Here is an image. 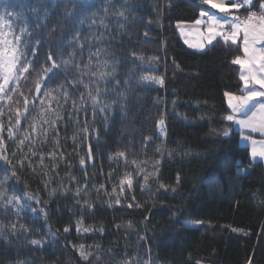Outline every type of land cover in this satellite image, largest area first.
Masks as SVG:
<instances>
[{"label": "trees", "instance_id": "trees-1", "mask_svg": "<svg viewBox=\"0 0 264 264\" xmlns=\"http://www.w3.org/2000/svg\"><path fill=\"white\" fill-rule=\"evenodd\" d=\"M205 9L201 0H0L10 37L20 36L35 68L20 79L24 96L36 95L37 73L51 63L47 55L59 62L75 53L67 77L61 71L50 85L64 83L70 99H60L62 119L54 129L44 126L46 137L37 128L34 144L19 145L29 128L22 118L16 139H8L9 115L14 122L15 102L23 97L13 93L0 101V135L17 173L12 177V166L0 161V180L9 177L0 190L27 205L19 214L0 209V264H264V165L252 161L239 132L223 119L230 112L225 93L242 89L240 68L232 63L242 46L219 39L196 52L177 29ZM121 10L127 20L117 15ZM77 31L82 49L68 44ZM98 50L83 80L105 71L97 64L107 61V82L92 79L111 107L93 116L90 102L87 112L79 111L86 89L70 81L74 66L88 65ZM31 117L39 120L37 112ZM125 173L132 187L120 191ZM34 239L41 244H31Z\"/></svg>", "mask_w": 264, "mask_h": 264}, {"label": "snow or ice", "instance_id": "snow-or-ice-1", "mask_svg": "<svg viewBox=\"0 0 264 264\" xmlns=\"http://www.w3.org/2000/svg\"><path fill=\"white\" fill-rule=\"evenodd\" d=\"M204 5H209L210 9H216L217 12H211L210 10H203L200 12V19L195 21L197 26L204 25L207 30V43L211 44L217 37H221L225 43L231 42L232 45H237L238 40L242 44L243 56H236L232 61L234 65H239L241 71L239 79L243 82V88L240 89V94H233L226 92L225 96L228 100V108L231 112L224 116L223 119L230 121L232 124L239 127L241 130V140L249 145L251 148V157L255 160L259 158L264 160V139L257 141L251 135H246L245 132L259 133L264 136V3L260 4V15L251 12L250 8L253 6L252 0H201ZM244 8L248 11V15L245 18H241L238 14H235L233 10L238 12L239 9ZM219 13V14H218ZM66 15L71 17L75 15L72 11H66ZM117 15L127 20L125 11L121 10L117 12ZM47 17V10H45V18ZM81 24L83 20L79 21ZM103 22V21H101ZM5 17L0 15V101L11 100L12 94L16 93L19 97H23L22 100L17 99L15 102L14 122L12 115H9V123L12 126L7 128V137L10 140H15L17 133L21 129V119L28 121L29 128L24 130L23 137L19 139V145L23 146L27 141L29 145L35 143L32 139L31 133H37L38 135H47V125L49 128H55V121L62 119L59 115L58 109L62 107L60 99H63L65 103L70 99V94L67 91V87L64 83L57 84L55 88L50 87L59 77L61 71H63L65 77H67L69 66L72 64V60L75 53L69 54L67 59L61 58L59 62L53 58L51 54L47 55L46 61H50L46 67L40 69L37 73V79L34 81V91L36 95L29 97L24 96L23 92L19 89L20 79L25 73L29 72V68L33 67V61L28 58V54L19 47L21 39L20 36H14L13 39H8L5 28ZM121 27L124 25L121 24ZM10 27V26H9ZM26 34V30L21 29V35ZM147 35V33H145ZM37 43H39L37 41ZM69 46L80 44V36L77 31L72 35V39L68 41ZM190 47L192 45H189ZM203 45H200L202 47ZM102 50H98L96 53L91 54L88 65L83 68L76 64L74 66L76 76L70 81L73 88L83 85L86 92L81 93L79 97V111L87 112L86 104H89L93 109V116H95V110L99 109L104 112L105 109L110 108V104H106L101 99L102 89L100 83L95 82L92 77H97L101 82H107V77L111 74L107 71V61L98 62L97 67L103 68L105 71H98L90 73L88 83H84L83 77L89 75V67L92 64V55L97 58L100 56ZM32 55L35 56L33 50ZM142 79L153 80L156 83L163 84V80H157L155 77H143ZM32 91V89H30ZM55 101L57 108H52V102ZM22 106V110H21ZM39 110V111H37ZM77 101L73 100V112L77 113ZM9 112H12V107L9 108ZM32 112H37L39 120L36 117H31ZM47 113V117L46 114ZM4 114L3 108L0 107V116ZM55 117L52 119L51 117ZM160 131L163 133L164 121L160 122ZM86 130V129H85ZM5 131L3 123H0V133ZM224 136L229 135V130H224ZM43 143V141H41ZM6 153L5 140L3 135H0V161H4L6 164L11 165L13 170L11 176H17L14 170L15 165H12V161L9 160ZM36 153L33 152L32 155ZM15 155V153L13 154ZM118 157H123L125 154L119 152L116 154ZM26 158V157H25ZM83 163V160L81 161ZM127 163V162H126ZM136 164V161H132ZM17 164L23 167V159L18 160ZM137 172H143L144 169L137 164ZM9 177L6 175L3 180H0V186H2ZM147 178V177H145ZM132 176L125 173L124 177L119 180L120 191H123L124 187H132ZM116 191V188H113ZM27 195V194H25ZM31 198V197H29ZM21 197L17 195H8L6 190H0V209L7 211L9 208L14 209L17 214L23 212L26 208V203H21ZM119 203V200L116 201ZM31 211L35 213L37 210L31 208ZM79 223V222H78ZM11 231L15 233L17 231V225L15 223L10 225ZM21 229L24 225L19 226ZM5 230V226L0 222V234ZM89 229L85 228L84 231ZM69 228L65 227L64 232H68ZM79 231V228H77ZM235 231V229H234ZM33 245H40L41 241H30ZM81 256L87 260L88 256L83 250V246H80Z\"/></svg>", "mask_w": 264, "mask_h": 264}, {"label": "rangeland", "instance_id": "rangeland-1", "mask_svg": "<svg viewBox=\"0 0 264 264\" xmlns=\"http://www.w3.org/2000/svg\"><path fill=\"white\" fill-rule=\"evenodd\" d=\"M252 3H253V6L250 8V11L256 13L257 16H259L260 15V4L261 3H264V0H252ZM205 10H210L211 12H217L216 9H210V6L209 5H207V9H205ZM233 11H234L235 14H238L242 19L245 18L249 14L248 11H245L244 8L239 9L238 12L236 10H233ZM200 18L201 17H199V19ZM177 29H178V32L180 34V37L183 40V42L185 43V45L189 49H191L193 51H196V52H204L205 50H207L208 48H210L217 40L222 39L221 37H217L215 40H213V42L211 44H208L207 43V39H206V37L208 35L207 34L206 27L204 25L197 26L195 24V22H193V23H188V22L178 23L177 24ZM4 32L6 33L8 39H12L10 37L9 29H8V26L6 24H5ZM238 43L241 44V42L239 40H238ZM189 45H192V46L190 47ZM200 45H203V46L200 47ZM241 46H242V44H241ZM240 71H241V69H240ZM156 79L157 80H160L161 78H156ZM145 82H147V83H149L151 85H154V86H161L162 85L160 83H156L153 80H148V79H145ZM242 88H243V82H242ZM239 94H237V95H239ZM226 104L228 106L227 97H226ZM229 111H230V109H229ZM231 125H232V129H234L235 131H237L236 130L237 129V126L236 125L234 126L232 123H231ZM163 128H164V124H163ZM158 129H159L160 136H164L165 129H164L163 133H161V131H160V126L158 127ZM237 132H239V131H237ZM239 134L241 136V133L240 132H239ZM245 134L246 135H251L257 141L264 139V136H261L259 133H251V132H247L246 131ZM239 142H240V145L241 146L248 147L250 149V153H251L250 146L249 145H246L241 140L240 137H239ZM250 156H251V154H250ZM251 159L254 162H261L264 165V160H260L259 158H256L254 160L252 157H251ZM248 264H253V263L250 262Z\"/></svg>", "mask_w": 264, "mask_h": 264}, {"label": "crops", "instance_id": "crops-1", "mask_svg": "<svg viewBox=\"0 0 264 264\" xmlns=\"http://www.w3.org/2000/svg\"><path fill=\"white\" fill-rule=\"evenodd\" d=\"M230 112H231V109H230ZM234 125V124H233ZM235 126V125H234ZM237 131H239L240 133H241V131H240V129H239V127L237 126V129H236ZM240 138H241V136H240Z\"/></svg>", "mask_w": 264, "mask_h": 264}]
</instances>
